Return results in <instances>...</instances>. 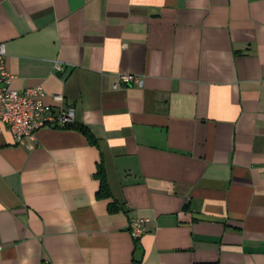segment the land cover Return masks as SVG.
I'll use <instances>...</instances> for the list:
<instances>
[{
    "label": "crops",
    "instance_id": "1",
    "mask_svg": "<svg viewBox=\"0 0 264 264\" xmlns=\"http://www.w3.org/2000/svg\"><path fill=\"white\" fill-rule=\"evenodd\" d=\"M1 43L93 141L0 133V264H264V0H0Z\"/></svg>",
    "mask_w": 264,
    "mask_h": 264
},
{
    "label": "built area",
    "instance_id": "2",
    "mask_svg": "<svg viewBox=\"0 0 264 264\" xmlns=\"http://www.w3.org/2000/svg\"><path fill=\"white\" fill-rule=\"evenodd\" d=\"M7 49L0 44V133L8 131L19 145L37 143V132L44 128L66 129L75 125L76 111L73 106L54 112L45 104V92L41 87H32L18 92L9 88L13 76L6 68ZM56 70H62L60 63ZM135 85L144 87V79L130 74H118L113 89ZM54 102L61 106L62 95H54ZM148 223L147 219L135 218L129 223V233L133 240L139 241Z\"/></svg>",
    "mask_w": 264,
    "mask_h": 264
},
{
    "label": "trees",
    "instance_id": "3",
    "mask_svg": "<svg viewBox=\"0 0 264 264\" xmlns=\"http://www.w3.org/2000/svg\"><path fill=\"white\" fill-rule=\"evenodd\" d=\"M66 129H76L80 131L82 134H84L90 141H93V136L89 133V131L85 127L73 125ZM96 177L100 181L99 197L100 198H110L111 197L110 187L107 182L105 168L102 165L98 167V172L96 174ZM111 210H113V205L111 207ZM137 264H140V263H137Z\"/></svg>",
    "mask_w": 264,
    "mask_h": 264
}]
</instances>
